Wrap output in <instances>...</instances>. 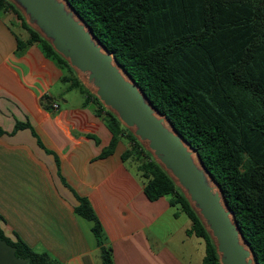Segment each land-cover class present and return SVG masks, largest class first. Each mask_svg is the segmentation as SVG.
Masks as SVG:
<instances>
[{
    "label": "trees",
    "instance_id": "obj_1",
    "mask_svg": "<svg viewBox=\"0 0 264 264\" xmlns=\"http://www.w3.org/2000/svg\"><path fill=\"white\" fill-rule=\"evenodd\" d=\"M66 1L197 152L219 184L255 264H264V0ZM6 14L28 34L26 40L18 38L19 51L37 45L47 58L74 74L63 78L72 81L69 89H79L106 112L112 141L102 157L113 154L121 139L128 141L122 158L139 163L145 195L150 201L170 195V205L191 221L187 235L205 244L202 264H220L200 218L151 153L83 85L16 6L0 0V18ZM48 102L46 98V107ZM26 127L19 123L16 130ZM77 198L75 211L93 223L102 264H114L91 204ZM0 239L30 264H57L22 241L7 239L1 228Z\"/></svg>",
    "mask_w": 264,
    "mask_h": 264
},
{
    "label": "crops",
    "instance_id": "obj_2",
    "mask_svg": "<svg viewBox=\"0 0 264 264\" xmlns=\"http://www.w3.org/2000/svg\"><path fill=\"white\" fill-rule=\"evenodd\" d=\"M6 15L0 18L3 235L57 264H102L93 223L75 211L79 196L96 213L114 264H192V250L203 244L187 235L190 219L170 205V195L148 199L138 163L122 158L128 141L121 139L113 154L102 157L112 141L106 112L84 94L77 100L64 93L63 105L52 97V90H64L62 81L68 83L62 67L37 45L19 51V35ZM19 123L28 127L16 130ZM0 264L30 263L0 239Z\"/></svg>",
    "mask_w": 264,
    "mask_h": 264
},
{
    "label": "water",
    "instance_id": "obj_3",
    "mask_svg": "<svg viewBox=\"0 0 264 264\" xmlns=\"http://www.w3.org/2000/svg\"><path fill=\"white\" fill-rule=\"evenodd\" d=\"M78 74L83 85L172 178L210 235L220 264H255L219 184L66 0H8Z\"/></svg>",
    "mask_w": 264,
    "mask_h": 264
},
{
    "label": "rangeland",
    "instance_id": "obj_4",
    "mask_svg": "<svg viewBox=\"0 0 264 264\" xmlns=\"http://www.w3.org/2000/svg\"><path fill=\"white\" fill-rule=\"evenodd\" d=\"M6 16H8V15H6ZM8 17L10 18V20L12 19V17H10V16H8ZM10 23L13 26V29L19 35L18 38L24 40L25 38H24L23 33H22L23 29L20 27V25L18 23H15V22L14 23L13 22H10ZM62 70H63L62 71L63 76H66V77H69V78H72V76L74 77V74L73 73L71 74L70 72L66 71L65 69H62ZM76 75H78V74L76 73ZM71 84H72V81L71 82H68V83H65V82L62 81L61 84H60V87L63 88L64 90L62 91V89H61V92H58V93L57 92H54L52 90V93H51V95H53L52 97L57 98L62 105H63L62 100L65 97L64 93L67 94V95L69 94L70 97H72V98H76L77 100H80L82 98L81 91H79V89H76V88L75 89H69V87H70ZM66 86H67V89H65ZM175 236L177 238L179 236H182V231L178 230L175 233ZM195 241L196 242L199 241L203 245L201 246V249L199 248V250H197V248L194 247V249L192 250V254H195V255H194L193 260L191 259V263L192 264H200L201 263L202 256H204V253H205V249H204L205 248V244H204V242L201 239H195ZM188 245L190 246V242H189Z\"/></svg>",
    "mask_w": 264,
    "mask_h": 264
},
{
    "label": "built area",
    "instance_id": "obj_5",
    "mask_svg": "<svg viewBox=\"0 0 264 264\" xmlns=\"http://www.w3.org/2000/svg\"><path fill=\"white\" fill-rule=\"evenodd\" d=\"M51 107H52V109L55 110V111H57V110L59 109V105H58L57 103H53V104L51 105Z\"/></svg>",
    "mask_w": 264,
    "mask_h": 264
}]
</instances>
